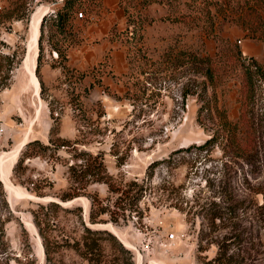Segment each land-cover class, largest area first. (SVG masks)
<instances>
[{
    "label": "rangeland",
    "instance_id": "374dc122",
    "mask_svg": "<svg viewBox=\"0 0 264 264\" xmlns=\"http://www.w3.org/2000/svg\"><path fill=\"white\" fill-rule=\"evenodd\" d=\"M62 1L0 0V156L21 146L7 173L12 189L3 188L7 264H86L74 250L86 225L113 236L102 241L109 264H207L215 246L199 205L219 178L236 182L242 170L224 162L218 145L174 150L202 142L215 126L213 113H197L203 82L215 85L216 105L237 119L241 64L253 60L264 73V0L150 3L140 40L124 33L118 0H75L60 22L54 14ZM37 53L35 95L27 65ZM252 100L264 124L262 76ZM58 137L68 145L57 146ZM31 140L40 145H25ZM80 151L100 152L112 189L69 179L67 166ZM131 180L146 183L138 202L132 191L120 192ZM65 194L72 197L62 200ZM99 206L103 221L89 223ZM263 260L254 255L249 264Z\"/></svg>",
    "mask_w": 264,
    "mask_h": 264
},
{
    "label": "trees",
    "instance_id": "16d2710c",
    "mask_svg": "<svg viewBox=\"0 0 264 264\" xmlns=\"http://www.w3.org/2000/svg\"><path fill=\"white\" fill-rule=\"evenodd\" d=\"M150 3H158L167 7L176 0H118V6L123 10L126 17L124 33L128 38L140 40L139 30L143 19L142 10ZM75 0H63L61 9L54 14L56 20L61 22L67 17L73 9ZM61 10H63L61 12ZM45 15L41 18V23ZM130 51V49H128ZM57 54H61L55 50ZM182 54V52H181ZM169 59L170 53L166 54ZM142 61V58H140ZM178 62V60H177ZM39 65V53L36 55L34 71L37 75ZM141 72L146 73L147 62H142ZM205 75L212 79V73L209 67L205 69ZM263 77L260 66L255 61L248 64H241L242 90L239 98V109L237 119L228 117L222 106L218 107L216 101L212 98L215 85L210 82H203L200 86L197 113H213L212 117L216 119L215 126L212 128L209 136L200 143H190L185 147H179L174 151H191V149L203 151L213 146H219L224 162H234L241 168V176L236 182H230L219 178L213 187V194L207 203L199 205L200 215L206 220L209 231L213 233L209 243L215 246V252L207 264H249V260L254 255H260L264 258V124L263 119L257 113L252 112L253 93L255 81L258 77ZM146 83L145 80H142ZM6 83H0V89L5 87ZM213 99V100H212ZM50 140V139H49ZM57 146L68 145L67 140L58 137ZM38 144L39 141L31 140L25 145ZM173 151V152H174ZM174 152V153H175ZM75 161L67 166L68 177L73 182L83 184L92 182L105 183L108 189L111 188L110 175L106 172L100 152L92 155L80 151L73 155ZM169 160L166 158L162 161ZM158 161L149 163L146 167V179L151 178L153 169ZM17 164V161L15 162ZM15 166V165H14ZM246 167L245 171L243 168ZM13 169V168H12ZM259 175L262 179L259 178ZM127 189H121L123 192H131L135 202H138L146 190L145 181L138 182L131 180L127 184ZM0 182V264H7L9 254L5 239L4 223L10 215L6 206L5 194ZM72 195L65 194L60 196L62 200L71 198ZM260 199V201H259ZM95 200V198H92ZM180 210L181 206H177ZM104 208L90 210L88 222L93 224L102 222L97 218L103 213ZM189 213V209L186 211ZM113 237L105 229L90 228L87 225L83 227V234L74 250L85 260L86 264H109L108 260L103 258L102 241L103 236ZM210 235L207 233L203 234ZM119 250L129 254L128 250L117 242ZM263 246V248H261ZM264 264V260L262 262Z\"/></svg>",
    "mask_w": 264,
    "mask_h": 264
},
{
    "label": "bare ground",
    "instance_id": "6f19581e",
    "mask_svg": "<svg viewBox=\"0 0 264 264\" xmlns=\"http://www.w3.org/2000/svg\"><path fill=\"white\" fill-rule=\"evenodd\" d=\"M40 16L41 15L35 16L33 18V20H32V23H31L32 24L31 32H32L33 39H34V34L36 35V32H37V23L40 20ZM42 16H43V14H42ZM30 41H31V37H30ZM33 47H34V45H32V46L29 45L28 49L29 48H33ZM34 65H35V59L33 58V60L30 61V65H27V68H28L30 76L33 78V82H34V84H32L33 85V92L36 95L38 93L39 84H38V81H36V79H35V77L33 75ZM20 147L21 146H19L17 149H15L13 151V153L3 154V155L0 156V180H1L2 184H4V189H7V190H11L12 189L11 185L9 184L8 178H7V173L9 171L10 165L14 162L16 153H17L18 149H20Z\"/></svg>",
    "mask_w": 264,
    "mask_h": 264
},
{
    "label": "built area",
    "instance_id": "2783aa9c",
    "mask_svg": "<svg viewBox=\"0 0 264 264\" xmlns=\"http://www.w3.org/2000/svg\"><path fill=\"white\" fill-rule=\"evenodd\" d=\"M81 15V13H79V16Z\"/></svg>",
    "mask_w": 264,
    "mask_h": 264
}]
</instances>
